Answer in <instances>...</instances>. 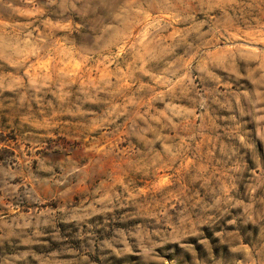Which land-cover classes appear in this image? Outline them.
Masks as SVG:
<instances>
[{"label": "rangeland", "instance_id": "1", "mask_svg": "<svg viewBox=\"0 0 264 264\" xmlns=\"http://www.w3.org/2000/svg\"><path fill=\"white\" fill-rule=\"evenodd\" d=\"M0 264H264V0H0Z\"/></svg>", "mask_w": 264, "mask_h": 264}]
</instances>
